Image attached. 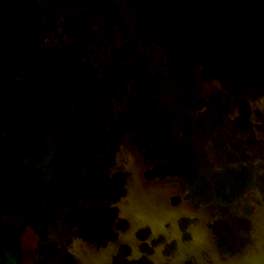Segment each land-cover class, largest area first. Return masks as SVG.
Masks as SVG:
<instances>
[{"label": "flooded vegetation", "instance_id": "af4514ba", "mask_svg": "<svg viewBox=\"0 0 264 264\" xmlns=\"http://www.w3.org/2000/svg\"><path fill=\"white\" fill-rule=\"evenodd\" d=\"M21 1L27 29L0 48V264L108 248L195 264L202 227L243 253L264 207V58L181 37L179 0Z\"/></svg>", "mask_w": 264, "mask_h": 264}, {"label": "rangeland", "instance_id": "374dc122", "mask_svg": "<svg viewBox=\"0 0 264 264\" xmlns=\"http://www.w3.org/2000/svg\"><path fill=\"white\" fill-rule=\"evenodd\" d=\"M172 2L174 0H171ZM185 4L186 15L196 31L182 34L191 41L202 42H231L233 43V56L244 57L246 60L257 61L264 58V32L259 37L255 33H249L258 26H264V0H179ZM24 2V1H23ZM21 0H0V10L10 12V22H2L0 17V48L4 42L13 41L23 35L26 26L23 17L15 14L16 10L23 7ZM33 8L35 0H26ZM246 26V34H232L226 31L231 26ZM218 31V32H217ZM8 45V44H7ZM11 63L7 73H15L20 65L15 61L17 53L11 51ZM4 57L0 50V58ZM19 58V57H18ZM2 60V59H1ZM0 60V66L3 61ZM4 66V65H3ZM28 79V75L24 77Z\"/></svg>", "mask_w": 264, "mask_h": 264}, {"label": "water", "instance_id": "95a60500", "mask_svg": "<svg viewBox=\"0 0 264 264\" xmlns=\"http://www.w3.org/2000/svg\"><path fill=\"white\" fill-rule=\"evenodd\" d=\"M252 241L243 253L222 254L218 251L213 237L206 228H200L194 235L189 257L195 264H264V207L253 217ZM80 264H113L110 249H90L87 256H77Z\"/></svg>", "mask_w": 264, "mask_h": 264}, {"label": "trees", "instance_id": "16d2710c", "mask_svg": "<svg viewBox=\"0 0 264 264\" xmlns=\"http://www.w3.org/2000/svg\"><path fill=\"white\" fill-rule=\"evenodd\" d=\"M264 27V26H263Z\"/></svg>", "mask_w": 264, "mask_h": 264}]
</instances>
